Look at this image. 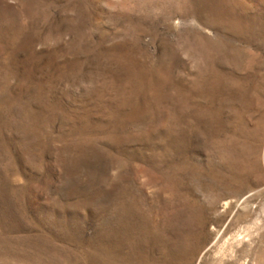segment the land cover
<instances>
[{"label": "rangeland", "instance_id": "rangeland-1", "mask_svg": "<svg viewBox=\"0 0 264 264\" xmlns=\"http://www.w3.org/2000/svg\"><path fill=\"white\" fill-rule=\"evenodd\" d=\"M0 264H264V0H0Z\"/></svg>", "mask_w": 264, "mask_h": 264}]
</instances>
